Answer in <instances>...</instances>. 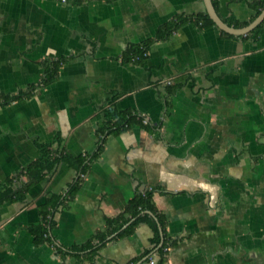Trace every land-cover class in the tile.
Masks as SVG:
<instances>
[{
	"label": "crops",
	"instance_id": "obj_1",
	"mask_svg": "<svg viewBox=\"0 0 264 264\" xmlns=\"http://www.w3.org/2000/svg\"><path fill=\"white\" fill-rule=\"evenodd\" d=\"M254 1L212 0L222 20L239 21H251ZM203 12V0H0V95L38 86L43 61L65 59L53 82L0 105V185L57 133L67 155L102 143L47 241L29 228L46 194L63 195L76 179L67 162L24 200L0 204V264H158L161 243L145 222L117 236L123 224L93 253L74 250L145 188L175 240L165 264H264V31L229 36L188 18L143 61L124 59L177 15ZM109 109L147 125L100 141Z\"/></svg>",
	"mask_w": 264,
	"mask_h": 264
},
{
	"label": "trees",
	"instance_id": "obj_2",
	"mask_svg": "<svg viewBox=\"0 0 264 264\" xmlns=\"http://www.w3.org/2000/svg\"><path fill=\"white\" fill-rule=\"evenodd\" d=\"M71 1L80 3L84 0ZM213 5L216 9L214 3ZM252 7L254 9V15L252 17L253 19L264 7V0L254 1L252 3ZM188 18H193V20L199 22L201 26L215 25L206 12L198 13L192 17H182L177 15L171 21L161 25L157 29L154 37L148 38L140 44L130 45L125 53L124 59L132 62L143 61L147 57V55H144V52L148 51V47L151 43L168 37L169 34L174 32ZM223 21L234 27H241L249 22L235 19H223ZM262 31H264V20L246 36L257 35ZM223 33L232 36L225 32ZM64 61V58L45 59L43 61V77L38 86L47 85L53 82L57 78L59 69ZM38 86H31L26 91L15 95H0V105H5L14 100L30 97L31 93L34 92ZM115 117H117V119L113 121ZM133 122L143 123V119L142 117L132 114L127 110L118 114L110 112V109L107 110L106 122L97 130V133L101 137L100 141L103 139L104 135L108 133H117L121 130H124L128 128ZM143 124L147 125V123ZM37 148L39 152L36 158L25 165L15 175L9 177L5 185H0V204L4 201L24 200L29 189L38 184L46 174L53 172L57 164L60 162L65 161L69 166L74 168L77 172V177L71 184H69L64 194L61 195L48 193L45 196L44 202L38 207L40 222L34 226H31L29 231L33 234L35 241L42 242L49 239L50 228L54 225V212L63 208L75 197L84 177L89 171L91 162L95 160L101 153L102 143L98 145L96 151H94L91 155H67L63 149L62 138L60 134L57 133L50 142H37ZM23 176H26L27 179L14 187V182L18 181ZM152 196L153 188L137 190L127 202L123 212L115 217H106L105 220L108 226L106 231L98 232L93 237V240L87 242L84 246L76 247L74 250L82 251L90 249V253H93L100 245L105 243L108 234L117 231L130 218L135 217V219L122 231H120L117 236H123L132 233L140 222L147 223L154 232V236L152 238L154 245L157 246L159 243H161L156 250V254L158 255V264H165L166 254L169 248L174 244L175 240L166 236V218L157 210ZM144 211L151 212L157 218L162 230L161 235L159 234L156 221L148 213H143Z\"/></svg>",
	"mask_w": 264,
	"mask_h": 264
},
{
	"label": "water",
	"instance_id": "obj_3",
	"mask_svg": "<svg viewBox=\"0 0 264 264\" xmlns=\"http://www.w3.org/2000/svg\"><path fill=\"white\" fill-rule=\"evenodd\" d=\"M204 6H205V11L209 18L214 22L215 26L218 27L221 31L234 35V36H243L247 35L250 33L255 27H257L263 20H264V7L260 10V12L251 20L249 21L246 25L241 26V27H234L232 25H228L226 22H224L221 17L218 15L212 0H203ZM143 213H148L150 216L154 218L156 221L160 234L161 233V228L159 225V222L157 221V218L149 211H144ZM135 217L131 218L128 222H126L120 230L125 228L128 224H130Z\"/></svg>",
	"mask_w": 264,
	"mask_h": 264
},
{
	"label": "built area",
	"instance_id": "obj_4",
	"mask_svg": "<svg viewBox=\"0 0 264 264\" xmlns=\"http://www.w3.org/2000/svg\"><path fill=\"white\" fill-rule=\"evenodd\" d=\"M62 2H65L66 0H61ZM144 55H147V51L144 52ZM145 121V120H144ZM150 263H154L153 260H150Z\"/></svg>",
	"mask_w": 264,
	"mask_h": 264
}]
</instances>
